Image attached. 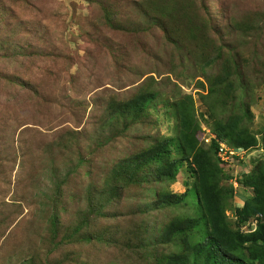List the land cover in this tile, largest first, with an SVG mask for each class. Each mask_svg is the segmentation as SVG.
<instances>
[{
  "label": "rangeland",
  "instance_id": "374dc122",
  "mask_svg": "<svg viewBox=\"0 0 264 264\" xmlns=\"http://www.w3.org/2000/svg\"><path fill=\"white\" fill-rule=\"evenodd\" d=\"M215 78L245 101L242 124L259 140L220 163L237 229L254 189L235 182L264 162V0H0V264H166L174 253L209 264L192 166L174 182L138 166L166 137L181 154L182 95L209 127ZM226 99L221 114L239 112ZM180 217L193 219L165 240Z\"/></svg>",
  "mask_w": 264,
  "mask_h": 264
},
{
  "label": "trees",
  "instance_id": "16d2710c",
  "mask_svg": "<svg viewBox=\"0 0 264 264\" xmlns=\"http://www.w3.org/2000/svg\"><path fill=\"white\" fill-rule=\"evenodd\" d=\"M230 89L231 93L228 91L227 83L221 79L215 78L210 81L207 94L203 96L208 116L207 129L217 136L218 141L224 140L237 148H254L259 144V140L249 128L242 124L249 112L245 109L246 103L239 96L231 95L233 86ZM227 95L233 102L231 108L237 107L239 112L235 113L232 110L234 113L229 115L221 114L220 109L227 103ZM139 100L141 103L148 101L144 95L140 96ZM134 107L136 108L135 105L132 108ZM129 109L132 111L131 107ZM176 116L178 135L175 145L180 148L179 157H172L170 148L172 140L166 137L140 154L143 155L138 168L146 166L151 172H155L158 179L164 178L174 182L184 161L192 166L195 171V196L201 206L208 229L203 241L206 247L204 263L264 264V162H258L252 173L240 179L242 186L254 189V195L247 199L242 207L235 209V223L238 228L233 229L227 215V198L233 196V189L223 183L226 178L220 163L222 165L225 163L220 162L217 155L218 141L215 138H212L210 143L202 140L207 130L203 129V131L200 128L191 96L184 94L178 99ZM200 144L208 148L200 149ZM57 188L59 189L60 186L57 185ZM185 194L188 193L179 196L174 193L162 194L161 197L179 200ZM252 218L258 221L256 229L253 232H243V225ZM191 219L193 218L180 217L171 220L163 230L165 240L187 230ZM183 242L186 247L190 246L187 236L183 237ZM181 254H171L166 264H189L191 257Z\"/></svg>",
  "mask_w": 264,
  "mask_h": 264
},
{
  "label": "built area",
  "instance_id": "2783aa9c",
  "mask_svg": "<svg viewBox=\"0 0 264 264\" xmlns=\"http://www.w3.org/2000/svg\"><path fill=\"white\" fill-rule=\"evenodd\" d=\"M204 130H207V134L204 135L203 139L206 143H210L212 138H215V136L211 133V131L207 128H204ZM218 157L220 160L225 164H233L237 162V157L241 156L243 153L242 150L232 148L228 146L225 142H219L218 143ZM257 220L254 219L252 222H248L246 225L242 227L243 232H253L256 228Z\"/></svg>",
  "mask_w": 264,
  "mask_h": 264
},
{
  "label": "clouds",
  "instance_id": "9594fccd",
  "mask_svg": "<svg viewBox=\"0 0 264 264\" xmlns=\"http://www.w3.org/2000/svg\"><path fill=\"white\" fill-rule=\"evenodd\" d=\"M210 130V129H209ZM211 131V130H210ZM214 136H215V140H217L218 141V139H216L217 138V136L214 134V133H212ZM219 142H225L228 146H230V147H232V148H236V149H239V150H242L243 151V153L241 154V156H238L237 157V162H238V159H243V155L247 152V151H249L250 149H252V148H250V149H243V148H237V147H234V146H232V145H230L229 143H227L226 141H224V140H219L218 141V143ZM217 151H218V149H217ZM218 155V154H217ZM239 160V161H240ZM221 161V160H220ZM222 162V161H221ZM237 162L236 163H233L232 165H235V164H237ZM250 167H252V164H250ZM240 179H242V178H239L238 177V182H235V188L237 187V186H240L241 185V183H240ZM257 220V219H256ZM250 222V221H249ZM248 223V222H247ZM246 223V224H247ZM257 223H258V221H257ZM256 227H257V225H256ZM256 229V228H255Z\"/></svg>",
  "mask_w": 264,
  "mask_h": 264
},
{
  "label": "crops",
  "instance_id": "0c3cea01",
  "mask_svg": "<svg viewBox=\"0 0 264 264\" xmlns=\"http://www.w3.org/2000/svg\"><path fill=\"white\" fill-rule=\"evenodd\" d=\"M237 202H240V203H242V200L239 198V200H238Z\"/></svg>",
  "mask_w": 264,
  "mask_h": 264
}]
</instances>
